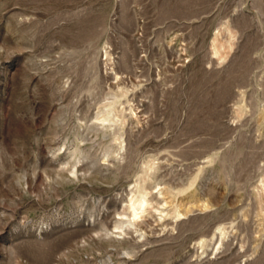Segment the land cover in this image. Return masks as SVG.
Segmentation results:
<instances>
[{"label": "rangeland", "instance_id": "obj_1", "mask_svg": "<svg viewBox=\"0 0 264 264\" xmlns=\"http://www.w3.org/2000/svg\"><path fill=\"white\" fill-rule=\"evenodd\" d=\"M0 264H264V0H0Z\"/></svg>", "mask_w": 264, "mask_h": 264}, {"label": "bare ground", "instance_id": "obj_2", "mask_svg": "<svg viewBox=\"0 0 264 264\" xmlns=\"http://www.w3.org/2000/svg\"><path fill=\"white\" fill-rule=\"evenodd\" d=\"M106 119V117H104V118H102L101 120H105ZM103 122H105V121H103ZM140 199V198H139ZM134 201V200H133ZM143 201V200H142ZM142 201H138V202H136L135 201V203H132L131 204V208H132V210H133V216H136L138 213H139V211H140V208H141V206H142V204H143V202ZM137 209L139 210V211H137ZM132 215V214H131ZM134 219H135V217H134Z\"/></svg>", "mask_w": 264, "mask_h": 264}]
</instances>
